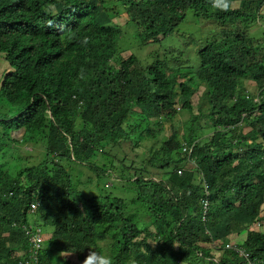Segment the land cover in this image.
<instances>
[{"label": "trees", "instance_id": "trees-1", "mask_svg": "<svg viewBox=\"0 0 264 264\" xmlns=\"http://www.w3.org/2000/svg\"><path fill=\"white\" fill-rule=\"evenodd\" d=\"M263 4L231 0L221 11L210 0H0V57L8 65L0 79V264H74L67 255L82 261L90 249L113 264H245L238 250L264 264V46H254L248 34L264 17ZM121 6L141 45L173 33L189 11L235 28L205 42L193 76L166 60L143 68L118 49L114 19ZM84 37L87 45L80 43ZM247 79L262 90L258 103L244 96ZM203 82L210 109L204 114L201 105L194 114ZM176 104L191 115L183 136L148 150L162 181L136 174L132 198L78 192L69 162L98 167L96 151L120 146L132 114L161 127ZM202 118L210 122L204 129L214 130L204 138ZM20 130L22 145L40 150L41 165H26L9 144ZM149 136L156 138V130ZM184 143L193 146L198 169L178 176L173 169L186 161ZM37 214L54 229L39 260L25 234L30 225L39 227ZM101 242H108L106 252Z\"/></svg>", "mask_w": 264, "mask_h": 264}, {"label": "rangeland", "instance_id": "rangeland-1", "mask_svg": "<svg viewBox=\"0 0 264 264\" xmlns=\"http://www.w3.org/2000/svg\"><path fill=\"white\" fill-rule=\"evenodd\" d=\"M238 7L239 3L237 2L235 8ZM262 8V12H264V7ZM119 10L121 15L114 19V24L119 27L118 49L121 51L123 58L127 59L131 55H135L143 68H147L158 60L169 61L177 70L184 66H187L186 69L197 68L200 64L197 56L198 50L203 47L207 40L221 30L220 24L213 19L209 20L199 17L193 11H189L186 19L173 33L158 42L141 45L137 27L133 23H129V16L122 6L119 7ZM227 27L231 28L233 26L228 25ZM249 32L255 41L260 45H264V19H260V22H253L250 25ZM213 39H216V37H213ZM258 54L263 55V53ZM7 67V62L0 57V79L2 71ZM181 71L182 73L184 72V70ZM196 71H191L187 74L193 76ZM177 82H183V79H179ZM245 85L250 94L257 95L259 93L256 83L245 81ZM194 87H197V85H194ZM205 92V87L199 88L198 92H196L193 98L194 102H196L194 114H198V107L201 105V110L204 114L209 112L210 106ZM190 116L187 111L177 110L173 121H165L161 127H156L149 124L147 116L141 115L140 112H135L124 125L126 126V131L122 132V136L120 135L119 137L120 146L114 147L111 153H102L100 148H98L95 154V161L93 162L97 161L98 167L90 168L88 163L75 160L66 165L72 176L74 186L78 192L88 198L100 195H112L119 198L134 197L133 190L136 184L132 183L131 178L136 173L144 174L146 168H148L152 174L146 177H156L158 180H160L159 176L162 174L158 169H152V166L148 164L150 160L148 150L151 145L154 148H159L173 134L182 135ZM209 123L207 118H202L198 122L199 129L203 130ZM149 129L156 130V138L147 137ZM211 132V128L205 130L203 138ZM11 136L14 141H9V144L11 147L18 149L25 159H28L26 165L33 167L41 163L39 159L36 160L35 158L40 152L39 149L30 145H22L23 130L12 132ZM31 219L33 221V218ZM143 221L149 224V220L146 217ZM35 222L36 225L40 226L45 238L48 240L54 232L53 227L45 225L38 214ZM139 224L141 225V223ZM108 242L100 243V246L105 248V252L107 251ZM62 259H65V256ZM71 261V263L77 262L73 258H71Z\"/></svg>", "mask_w": 264, "mask_h": 264}, {"label": "clouds", "instance_id": "clouds-1", "mask_svg": "<svg viewBox=\"0 0 264 264\" xmlns=\"http://www.w3.org/2000/svg\"><path fill=\"white\" fill-rule=\"evenodd\" d=\"M264 1V0H263ZM210 2H211V4H212V6L214 7V8H218V10H221V11H227V10H229L230 9V6H231V0H210ZM237 3V2H236ZM235 3V4H236ZM262 7H264V4L262 5ZM261 7V11H260V15L261 16H264V12H262V10H263V8ZM234 9H236V8H234ZM260 19H264V17H262V18H260ZM260 19H258L257 20V22H260ZM256 22V21H255ZM48 26L49 27H53L54 25H53V22H49V24H48ZM232 26V25H231ZM62 32L64 31V29H65V26H63V25H60V26H57ZM224 28H228L227 26L226 27H224ZM224 28H221V30L222 29H224ZM233 28H235L234 26L233 27H231V28H228L229 30L230 29H233ZM249 28H250V26L248 27V34H250V32H249ZM220 30V31H221ZM216 34H218V33H216ZM251 36V35H250ZM252 37V36H251ZM162 39V37L160 38V40ZM253 39V42H254V46H257V45H259V46H264V45H260L257 41H255L254 40V38H252ZM159 40V41H160ZM256 42V43H255ZM80 43L82 44V45H87L88 43H89V38L88 37H84L81 41H80ZM153 43H155V42H153ZM135 56V55H134ZM136 57V56H135ZM167 62H169V61H167ZM170 63V62H169ZM152 65V64H151ZM170 65L171 66H173L171 63H170ZM200 65V64H199ZM187 67V66H186ZM199 67V66H198ZM198 67L197 68H194V69H192V71H196L195 73H197L198 72ZM189 70V69H188ZM84 72H85V70L83 69V68H81L80 70H79V73H78V76H79V79L80 80H85V75H84ZM177 80H178V78H177ZM245 81H251L250 79H247V80H245ZM245 81H244V84H245ZM197 83H199L200 82V80H197L196 81ZM253 82V81H252ZM255 83V82H254ZM204 84H205V86H204ZM256 85H257V83H256ZM202 87H205V89H206V92H205V96H206V94H207V92H208V88H207V84L205 83V82H203L202 83V85L199 87V88H202ZM245 87H246V85H245ZM257 87H258V90H259V93L257 94V95H252V94H250V92L247 90V88H246V90H245V93H244V96H245V98L246 99H248V100H253V102H255V103H258L259 101H260V99H261V96H260V92L262 91L261 89H260V87L257 85ZM198 91V90H197ZM235 99H237V97H235V98H233V100H235ZM232 100V101H233ZM177 106H180L179 104H176V106H175V112H174V116H173V118L171 119V120H169V121H173L174 120V117H175V115L177 114V110H183V109H181V106L180 107H178L177 108ZM210 106V105H209ZM183 111H186V110H183ZM188 112V111H187ZM190 114V113H189ZM257 114V112L255 113V115ZM141 115H143V114H141ZM191 117V116H190ZM130 118V117H129ZM129 120V119H128ZM127 120V121H128ZM189 120H190V118H189ZM168 121V120H167ZM186 125V124H185ZM184 130H185V128H184ZM204 131H205V129L203 128V130H201V129H199V131H198V134H203L204 135ZM214 132V130H212V132L208 135V136H210L212 133ZM184 133V132H183ZM176 135H178V136H183V134L182 135H180V134H177V133H175ZM208 136H206V137H208ZM195 143H197V142H195ZM193 146H189V145H187L186 143H184L183 144V149H182V154H183V156L184 157H186V161H185V163H184V165L182 166V167H179V168H174L173 169V171L174 172H176V174L178 175V176H183V174L187 171V170H190V171H193V170H196V169H198L197 168V165H196V162H195V160L192 158V148ZM36 158V157H35ZM36 160H38V159H36ZM26 161H28V159H26L25 160V162ZM42 163H40V164H38V165H41ZM143 168V167H142ZM146 170L148 171L149 169L148 168H146ZM137 174V173H136ZM135 174V175H136ZM135 175L131 178V181H132V183H134V181L136 180V178H135ZM162 175H163V173L159 176L160 177V180H158L156 177H150V178H147L146 176H147V172H145L144 174H143V176L145 177V180L146 181H149V180H153V181H156V182H159V181H162ZM201 179H202V176H201ZM205 183V182H204ZM206 192H207V189H206ZM208 193V192H207ZM36 209H37V205L36 204H32L31 205V215H34L35 214V212H36ZM264 221H259V224L260 223H263ZM257 226V225H256ZM28 232H39L40 234H41V236H42V239H43V242H42V246H41V249L39 250V252H38V256H39V253H40V251L44 248V244H45V242L47 241V239L45 238V236H44V234H43V232H42V229L40 228V226L39 227H34L33 225H30V227H27L26 229H25V234H26V237H27V239H28V242H29V237H28ZM29 245H30V242H29ZM31 245H30V248H29V253L31 254ZM66 257H70V258H67L68 260H70V262H72L71 261V258H73L74 260H77V262L76 263H74V264H113V260H112V257L111 256H108V255H101L100 253H97V252H95L94 250H88V252H87V254L84 256V259L82 260V261H79L78 260V258L77 257H75V256H69V255H67ZM65 257V258H66ZM61 258H63V254L61 253ZM38 260H39V257H38ZM180 264V263H179Z\"/></svg>", "mask_w": 264, "mask_h": 264}, {"label": "built area", "instance_id": "built-area-1", "mask_svg": "<svg viewBox=\"0 0 264 264\" xmlns=\"http://www.w3.org/2000/svg\"><path fill=\"white\" fill-rule=\"evenodd\" d=\"M208 206V203H206L205 207ZM28 237H29V242L31 245V254L33 255V257L38 260V252L41 249L42 246V236L39 232H28ZM226 248L230 249L232 248V245L227 244ZM238 252L245 258L246 263L245 264H258L256 262H253L250 257L249 254L246 253L243 250H238Z\"/></svg>", "mask_w": 264, "mask_h": 264}]
</instances>
